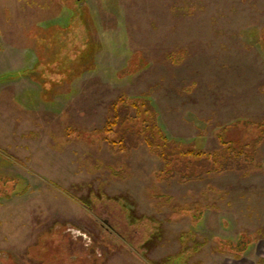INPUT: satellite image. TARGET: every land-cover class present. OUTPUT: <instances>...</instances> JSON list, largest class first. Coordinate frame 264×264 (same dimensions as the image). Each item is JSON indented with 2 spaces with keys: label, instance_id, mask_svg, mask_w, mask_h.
Here are the masks:
<instances>
[{
  "label": "rangeland",
  "instance_id": "obj_1",
  "mask_svg": "<svg viewBox=\"0 0 264 264\" xmlns=\"http://www.w3.org/2000/svg\"><path fill=\"white\" fill-rule=\"evenodd\" d=\"M0 30V76L63 72L91 45L87 30L102 45L53 102L31 75L0 84V175L17 182L0 197V264L264 263V0H0ZM121 96L128 117L144 116L121 126L125 151L66 136L102 127ZM136 97L179 147L263 136L255 168L239 170L242 156L203 174L193 158L202 179H158Z\"/></svg>",
  "mask_w": 264,
  "mask_h": 264
},
{
  "label": "trees",
  "instance_id": "obj_2",
  "mask_svg": "<svg viewBox=\"0 0 264 264\" xmlns=\"http://www.w3.org/2000/svg\"><path fill=\"white\" fill-rule=\"evenodd\" d=\"M92 20V25H94V18L90 15ZM91 25V22H90ZM2 36V32L0 30V37ZM87 37L91 43L87 51L85 49L80 54L82 55L79 59V62L75 65H68L70 62L74 61L72 57H70V61L67 62V66L63 68V72L59 69H55L53 76L47 77V80H43L44 75L41 77L35 76L36 71L38 69H42V71H52L55 68V65L46 66L42 63L40 67L35 65L33 68L26 70H19L18 72L13 73L12 77L8 75L0 76V83L4 80H10L12 78L21 77L24 75H31L32 78L38 82H40L43 90L40 91L41 97L44 101H54V92L56 91V86L65 81H72L73 79L81 76L83 72L86 70H91L96 67V64L93 60L94 53L99 50L102 45L93 40L92 33H88ZM85 52V53H84ZM79 55V54H78ZM58 84V85H57ZM127 98L119 97L117 100L113 101L109 105L108 117L106 122L102 127H95L93 129L79 128L75 129V127H67L65 134L68 138L74 136L76 132L85 131L91 134L94 140H98L97 142H106L109 144L110 148L113 151L123 152L126 148V139L127 132L124 129H121V126L128 119L133 120H142L144 116L137 117H128V113H126V108L128 104H126ZM124 105V106H123ZM134 108L138 110L139 114H145L148 116L144 119L145 122H148L146 125L144 122H141V127H139V138L144 144L148 146L149 151L160 158L164 167L159 171L157 178L164 180L165 178H172L173 174L180 175L182 177L186 176L188 173L189 180H200L204 177L201 175L202 172L199 170H195L196 168H188L187 169V161L192 162L193 158L196 160V166L205 170L203 174H210L212 172H224L230 168H232V164L235 162V159H239L240 157H244V163L239 165L241 168L239 170L248 169L247 172H252V168L257 164L256 160V151L255 145L262 140V137H257L254 139L255 144H251V142H239L235 140L226 139L223 133H219L218 138L220 139V143L222 144V150L214 151V152H206L203 149L195 148V147H179L176 141L171 140L166 135L164 129L159 125L157 121V116L152 112V106L149 103V99H134L132 102ZM123 108V110H122ZM145 112V113H144ZM147 114V115H146ZM149 114V115H148ZM254 143V142H252ZM251 150V151H250ZM207 160L209 161L207 166L203 165V162ZM174 162L176 164H174ZM183 164V165H182ZM185 165V166H184ZM243 165V166H242ZM182 166V167H181ZM184 167V168H183ZM255 168V167H254ZM187 171V172H186ZM1 178L5 179L4 184L5 187L0 188V197L5 196L9 197L10 191H12L17 184L16 179L13 178H5V176L0 175ZM11 180L12 186H7V182ZM185 180V179H184ZM183 180V181H184ZM7 186V187H6ZM9 189V192L6 193V190ZM232 243V242H231ZM248 243V242H247ZM246 243L242 240L238 241L237 248H233L236 250L235 254L237 258H242L243 253L246 250Z\"/></svg>",
  "mask_w": 264,
  "mask_h": 264
},
{
  "label": "crops",
  "instance_id": "obj_3",
  "mask_svg": "<svg viewBox=\"0 0 264 264\" xmlns=\"http://www.w3.org/2000/svg\"><path fill=\"white\" fill-rule=\"evenodd\" d=\"M4 81H15V79L4 80ZM2 82H3V81H2ZM2 82H1V83H2ZM1 83H0V84H1ZM254 264H256V263H254ZM260 264H264V263L262 262V263H260Z\"/></svg>",
  "mask_w": 264,
  "mask_h": 264
}]
</instances>
